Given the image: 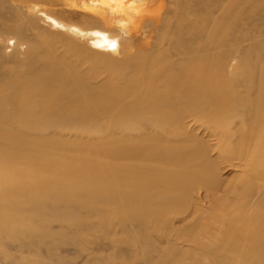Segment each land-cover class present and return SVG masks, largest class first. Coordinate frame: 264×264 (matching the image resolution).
I'll return each instance as SVG.
<instances>
[{
    "label": "bare ground",
    "instance_id": "obj_1",
    "mask_svg": "<svg viewBox=\"0 0 264 264\" xmlns=\"http://www.w3.org/2000/svg\"><path fill=\"white\" fill-rule=\"evenodd\" d=\"M92 2L101 3L95 7L106 22L118 19L119 32L93 35L101 53L118 54L120 32L139 33L151 21L141 49L123 46L121 58L106 60L101 84L88 85L69 62L23 73L0 63L7 236L39 231L36 219L70 223L69 204H76L91 212L84 221L93 218L96 230L117 220L126 237L115 243L133 248L143 264H264L257 201L264 193V30L257 31L264 0H172L175 28L165 47L161 31L156 48L147 44L155 28L170 25L168 18L157 25L166 0ZM50 20L92 39V29ZM91 52V63L109 54ZM233 162L239 175L222 188L220 165Z\"/></svg>",
    "mask_w": 264,
    "mask_h": 264
},
{
    "label": "rangeland",
    "instance_id": "obj_2",
    "mask_svg": "<svg viewBox=\"0 0 264 264\" xmlns=\"http://www.w3.org/2000/svg\"><path fill=\"white\" fill-rule=\"evenodd\" d=\"M91 1L93 0H0V63L4 70L5 68H16L23 73L32 69H43L49 63L59 60L69 62L75 66L74 68L80 74L87 77L85 82L90 86H96L104 82L107 79L104 70L106 60L121 58L122 54H119V52L122 51L123 46H132L136 52L141 49V47L136 48L144 45L148 30L151 29V21L149 18H145L139 33L130 31V34H127L126 30L120 32V34L123 33V42L118 54L110 53L108 49L105 51L106 53L104 51L101 53L98 50L99 47L94 44L93 35L95 32L99 29L111 33L119 31L114 25L116 18L109 15L108 17L111 19H106L112 21L111 23L103 20V16L98 15L101 3L95 2L93 4L92 2L91 4ZM221 2L219 1L216 7H219ZM172 3V0L164 2L166 4L164 13L161 20L157 22V25H159L161 21L168 18L170 20L169 27L162 25L161 28L160 26L155 28L151 34L152 37L149 38L148 47L156 48V45L153 44L160 38L159 35L163 31H165V41L162 43V45H165L163 47L171 38L175 28L173 22L174 12L176 11ZM96 4L100 7H95ZM150 4L148 3V5ZM155 7L156 4L152 5L150 9L153 10ZM102 8L104 9V7ZM50 18L81 29H92V34L90 33L92 39L89 35L80 36L72 31L70 32V30L55 27ZM260 24H257V31L264 30V23L261 22ZM248 32L250 34L255 33L251 29ZM33 45H35V49L31 52L29 50ZM91 50L93 53L109 54L108 56H99L102 58L98 57V60L91 63ZM31 57L34 58L28 63L26 60ZM4 70L2 69V72ZM95 73L98 76H93ZM201 133L203 134V132H200L197 136L207 137L205 134L201 135ZM60 135L65 138L75 136L73 131H65ZM208 138L206 140L209 141ZM233 164L235 168L229 166L228 163L220 165L221 172L219 171V173L222 177L220 175L219 177L223 178V180L221 179L222 188L225 187V180H232L234 178H231V176L237 177L239 175L241 168L236 166L237 162H233ZM225 166L228 168L225 169ZM260 191L259 187L252 190L250 199L253 201L256 198L258 199V192ZM257 201L264 208V193ZM202 203L201 200L200 205ZM203 207L205 208L207 205ZM23 208L25 211L29 209L27 204L23 205ZM64 208L65 205L61 203L56 206V209ZM69 209L76 216L74 221L64 223L61 220H58V222L54 218H45L43 222H38L36 219L34 224L39 228V231L23 232L13 237L7 236V232L11 227V218L4 224L0 221V264H113L115 262L129 264L126 262L132 259H135V264H143L141 259H137L139 256L134 254L133 248L131 249L123 243H115L117 238L123 239L126 237V233L122 232L117 220L112 222V227L109 230H96V222L93 218L84 221L91 214L87 208L69 204ZM173 223H176V228H178L179 223L175 221ZM173 223L170 226H173ZM132 226L138 227L137 224ZM170 226L164 225L163 227L168 230ZM150 228H153V223H150ZM151 231L156 232L155 229Z\"/></svg>",
    "mask_w": 264,
    "mask_h": 264
}]
</instances>
